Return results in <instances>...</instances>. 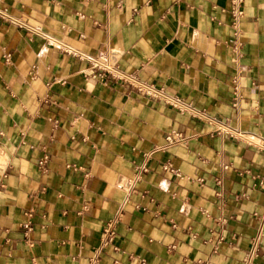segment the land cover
<instances>
[{
  "label": "crops",
  "instance_id": "obj_1",
  "mask_svg": "<svg viewBox=\"0 0 264 264\" xmlns=\"http://www.w3.org/2000/svg\"><path fill=\"white\" fill-rule=\"evenodd\" d=\"M242 8L235 38L232 0H0L264 139V0ZM212 129L0 16V264H246L264 152ZM172 131L187 143L159 149ZM120 209L114 242L99 250Z\"/></svg>",
  "mask_w": 264,
  "mask_h": 264
},
{
  "label": "built area",
  "instance_id": "obj_2",
  "mask_svg": "<svg viewBox=\"0 0 264 264\" xmlns=\"http://www.w3.org/2000/svg\"><path fill=\"white\" fill-rule=\"evenodd\" d=\"M243 1L244 0H232V15H233L232 29L235 38H237L241 32L240 22L242 17L244 16V10L242 8ZM0 16L6 20H9L19 25L20 27H24L28 29L34 35H40L46 38L47 40L58 45L61 49L65 51L72 52L73 54L81 58L87 59L90 62L92 68L97 69L102 75L104 76L109 75L114 79L128 83L134 86L135 88L139 89L140 91L144 92L145 94L158 98L164 101L165 103L174 106L180 112L190 114L191 116L196 117L210 124L213 128L212 129L213 132L221 135L232 136L264 152L263 138L254 135L250 132L241 130L240 128H237L235 126H232L228 119L217 118L215 116H212L208 114L205 110L200 109L194 106L192 103L186 101L183 97L169 94L163 88L157 87L156 85L150 82L142 80L137 74L123 69L121 66L110 62L107 58L103 56L92 57L83 52H80L72 48L71 46H68L63 42L45 34L38 27L32 26L27 22L21 20L20 18H16L15 16L3 10H0ZM8 59H9V54L6 55V60ZM232 99H233V103H232L233 107L238 109L240 106L241 93L237 83H235L233 88ZM187 141H188L187 136L183 135L180 132L172 131L167 134L166 143L158 148L163 149L178 144H185L187 143ZM48 161H49L48 155H44L38 161V165L43 170V172L47 171ZM145 172H147V168L145 166H141L137 168V170L135 171V175L130 179L131 189L134 188L135 183L142 178ZM217 183L220 184L221 179H217ZM258 184L259 185L264 184V178H259ZM255 214L259 220V225L256 234L252 238L251 247L246 254V259H245L246 264H255V259L259 256L261 244L264 241V207L261 212H256ZM28 216H31V213H29ZM122 217L123 214H122V210L120 209L113 218L108 220L102 231L99 250L111 245L114 242L117 226L122 220ZM24 226L30 228L29 222H25ZM141 263L146 264L144 259H142Z\"/></svg>",
  "mask_w": 264,
  "mask_h": 264
}]
</instances>
